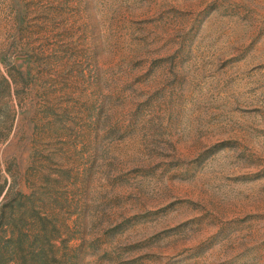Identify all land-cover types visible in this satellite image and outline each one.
I'll list each match as a JSON object with an SVG mask.
<instances>
[{
    "label": "rangeland",
    "instance_id": "rangeland-1",
    "mask_svg": "<svg viewBox=\"0 0 264 264\" xmlns=\"http://www.w3.org/2000/svg\"><path fill=\"white\" fill-rule=\"evenodd\" d=\"M0 264H264V0H0Z\"/></svg>",
    "mask_w": 264,
    "mask_h": 264
}]
</instances>
